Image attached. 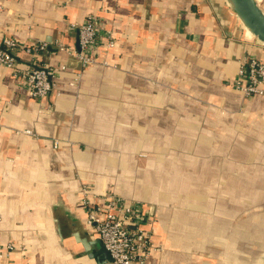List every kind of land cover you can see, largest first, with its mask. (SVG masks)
<instances>
[{"label":"crops","instance_id":"crops-1","mask_svg":"<svg viewBox=\"0 0 264 264\" xmlns=\"http://www.w3.org/2000/svg\"><path fill=\"white\" fill-rule=\"evenodd\" d=\"M89 16L103 46L83 68L59 44L78 49L72 23ZM6 37L48 41L21 64L68 69L36 99L0 65V240L16 246L0 264H114L83 201L111 192L151 232L146 264H239L243 246L264 256V96L234 87L264 44L226 0H0ZM231 190L256 214L216 196Z\"/></svg>","mask_w":264,"mask_h":264},{"label":"built area","instance_id":"built-area-1","mask_svg":"<svg viewBox=\"0 0 264 264\" xmlns=\"http://www.w3.org/2000/svg\"><path fill=\"white\" fill-rule=\"evenodd\" d=\"M77 31L79 48L70 49L59 44L60 50H67L86 67L96 61L95 55L102 44V25L96 16H89L82 23H72ZM114 41L107 42V47H113ZM49 43L36 40L29 43L20 42L6 37L0 43V65L11 70L14 77L25 85L31 97L41 99L53 92L57 78L61 72L67 71L64 64L60 66H36L21 64L18 54L21 51L37 58L48 51ZM81 77L77 75L76 81ZM74 84V82L72 83ZM264 62L257 57H249L240 67L234 87L244 96H264ZM87 192V189H83ZM103 204L89 205L88 199H83L89 206L87 222L99 236L104 249L110 254L114 264H146L152 249L151 232L143 227L141 213L135 203L116 193L104 196ZM16 249L9 242L3 244L0 240V262Z\"/></svg>","mask_w":264,"mask_h":264},{"label":"rangeland","instance_id":"rangeland-1","mask_svg":"<svg viewBox=\"0 0 264 264\" xmlns=\"http://www.w3.org/2000/svg\"><path fill=\"white\" fill-rule=\"evenodd\" d=\"M237 16V15H236ZM238 18V17H237ZM238 21L240 22V24L242 26H244L241 21L238 19ZM256 39V38H255ZM222 195L223 198H230V199H235L234 201V204H237L238 206V216H241V215H245L248 213H254L252 211H255L256 208H252L251 206V201L248 199L247 197V191L245 190H236V191H222V192H218L216 193V196L219 197V195ZM216 196H213V197H216ZM233 203V202H232ZM256 212V211H255ZM256 214V213H254ZM228 238H224L221 240V245L219 244V240H216V244H215V247L216 248H226L227 245H223L225 244V242H228ZM240 241V239H239ZM246 240H242L241 239V242L243 243V245H247L248 243L245 242ZM223 243V244H222ZM213 244H210V246L214 247ZM251 249V247L249 248H246L245 246H243V249H239V253L236 255L238 261H240L242 264H262V258H264L263 254H262V250H260L261 248H258V247H254V254L253 257H252V262L250 260V257H249V253H247V251ZM222 250V249H221ZM261 252V253H260ZM239 262V264H241Z\"/></svg>","mask_w":264,"mask_h":264},{"label":"water","instance_id":"water-1","mask_svg":"<svg viewBox=\"0 0 264 264\" xmlns=\"http://www.w3.org/2000/svg\"><path fill=\"white\" fill-rule=\"evenodd\" d=\"M226 1L244 27L254 34V38L264 44V10L258 0Z\"/></svg>","mask_w":264,"mask_h":264},{"label":"bare ground","instance_id":"bare-ground-1","mask_svg":"<svg viewBox=\"0 0 264 264\" xmlns=\"http://www.w3.org/2000/svg\"><path fill=\"white\" fill-rule=\"evenodd\" d=\"M246 29L254 36V34L248 28H246Z\"/></svg>","mask_w":264,"mask_h":264},{"label":"trees","instance_id":"trees-1","mask_svg":"<svg viewBox=\"0 0 264 264\" xmlns=\"http://www.w3.org/2000/svg\"><path fill=\"white\" fill-rule=\"evenodd\" d=\"M104 248V247H103ZM105 250V249H104Z\"/></svg>","mask_w":264,"mask_h":264}]
</instances>
